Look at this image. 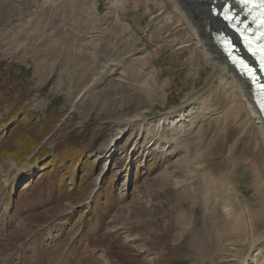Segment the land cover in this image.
I'll use <instances>...</instances> for the list:
<instances>
[{"label": "rangeland", "instance_id": "374dc122", "mask_svg": "<svg viewBox=\"0 0 264 264\" xmlns=\"http://www.w3.org/2000/svg\"><path fill=\"white\" fill-rule=\"evenodd\" d=\"M122 4L0 0V264H264L260 138L171 4Z\"/></svg>", "mask_w": 264, "mask_h": 264}, {"label": "bare ground", "instance_id": "6f19581e", "mask_svg": "<svg viewBox=\"0 0 264 264\" xmlns=\"http://www.w3.org/2000/svg\"><path fill=\"white\" fill-rule=\"evenodd\" d=\"M119 1L123 3L122 7H120L121 15H122L120 18H122L125 21H127L126 17L129 13L138 14V12L141 10L139 0H131L134 2L133 5L127 7L125 6L126 4L124 0H119ZM164 1L165 3H169V5L171 4L174 7V10L178 13V15H180V17L184 21H186L187 26L190 27L191 29L190 41L182 42L180 48L189 47L190 45L193 44L195 46L196 55L198 56V58L204 61L205 65L207 64L211 66L210 68H212L215 72L218 73L219 81L223 85V90L226 93L228 92L230 94V97H226L227 95L224 97V100L231 104V108L229 109L231 113L226 112L224 116L226 122L229 124L230 123L229 121H231L230 119H232V117L235 121L238 118H241L243 120L241 125L242 127H244L243 131L247 132L248 135L250 134L249 136H253L255 134L258 138H260V141L263 144L262 146H264V122L262 121L259 110L257 109L254 103L255 97L252 95L253 94V91H251L252 87L249 84L248 79H246L244 75H241L239 70H237L234 65L228 63L227 57L224 56L223 52L221 51V46L217 42V38H219L220 35H222L223 33H228L230 36H232V31L225 29L224 24L218 19L217 16V12L220 8L221 0H164ZM143 8H146L147 9L146 11L149 14H153L152 8H150L148 5L145 4ZM237 10L240 11L238 7ZM160 12L162 13V11ZM240 13L243 12L241 11ZM122 30L123 31L119 32L121 37L120 42L121 44H124L122 46L126 52L127 50L126 46L128 45L134 46L135 41L134 40L127 41L126 33L128 29L125 28L124 26L122 27ZM232 38L234 44L241 47L240 41L237 40L235 36H233ZM124 56H126V54L123 55L122 58ZM241 119L239 121H241ZM110 147H113L112 143H110ZM227 194L229 195L230 193ZM227 194L225 193L224 195L227 196ZM224 209H225L224 213H226L225 215L229 219L234 217L235 213H233V210L235 209L232 210L231 208L227 207V204ZM233 221L234 222L232 223L236 224L235 219H233ZM238 223L239 222H237V225H240ZM253 244L251 245L253 246Z\"/></svg>", "mask_w": 264, "mask_h": 264}, {"label": "snow or ice", "instance_id": "6c2138e0", "mask_svg": "<svg viewBox=\"0 0 264 264\" xmlns=\"http://www.w3.org/2000/svg\"><path fill=\"white\" fill-rule=\"evenodd\" d=\"M237 7L240 11L236 10ZM241 11L244 13L243 18L240 15ZM217 16L224 24V28L232 31V36L224 35L220 40L224 54L230 59L235 56L237 47L232 39L235 36L251 56L258 60L259 71L264 72V0H221ZM232 62L237 65L241 75L246 76L251 83L256 84L260 81L257 69L243 58L236 57ZM260 88L264 91V83H260ZM261 107L264 109V105Z\"/></svg>", "mask_w": 264, "mask_h": 264}, {"label": "water", "instance_id": "95a60500", "mask_svg": "<svg viewBox=\"0 0 264 264\" xmlns=\"http://www.w3.org/2000/svg\"><path fill=\"white\" fill-rule=\"evenodd\" d=\"M236 54H238V55H242V53H240L238 50H237V52L235 53V56H234V58H236ZM259 84L260 83H264V79L262 78H260V81L258 82Z\"/></svg>", "mask_w": 264, "mask_h": 264}]
</instances>
